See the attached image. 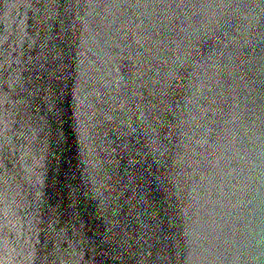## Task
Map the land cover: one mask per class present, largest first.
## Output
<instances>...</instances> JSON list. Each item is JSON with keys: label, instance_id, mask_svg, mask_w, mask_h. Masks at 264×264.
I'll use <instances>...</instances> for the list:
<instances>
[{"label": "water", "instance_id": "95a60500", "mask_svg": "<svg viewBox=\"0 0 264 264\" xmlns=\"http://www.w3.org/2000/svg\"><path fill=\"white\" fill-rule=\"evenodd\" d=\"M0 264H264V0H0Z\"/></svg>", "mask_w": 264, "mask_h": 264}]
</instances>
